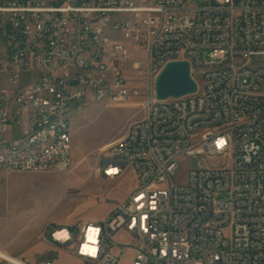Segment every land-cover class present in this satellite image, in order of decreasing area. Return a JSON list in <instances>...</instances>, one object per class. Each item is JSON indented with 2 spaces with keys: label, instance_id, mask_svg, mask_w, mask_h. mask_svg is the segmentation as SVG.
Segmentation results:
<instances>
[{
  "label": "built area",
  "instance_id": "1",
  "mask_svg": "<svg viewBox=\"0 0 264 264\" xmlns=\"http://www.w3.org/2000/svg\"><path fill=\"white\" fill-rule=\"evenodd\" d=\"M0 35V172H66L70 111L138 97L127 65L145 83L144 117L98 169L135 187L105 219L47 225L41 240L81 264H264V0H0ZM176 61L197 90L157 100ZM47 139L55 148L36 154ZM197 158L223 163L187 170Z\"/></svg>",
  "mask_w": 264,
  "mask_h": 264
},
{
  "label": "rangeland",
  "instance_id": "2",
  "mask_svg": "<svg viewBox=\"0 0 264 264\" xmlns=\"http://www.w3.org/2000/svg\"><path fill=\"white\" fill-rule=\"evenodd\" d=\"M5 43L0 35V59ZM138 59L142 55L135 54ZM206 61V52L202 53ZM253 65H264L257 60ZM128 86L136 88L139 96L123 103L86 102L71 113L70 168L63 173L0 172V235L19 245H29L37 253L35 262L26 264H81L69 252L58 248L50 239L41 240V230L47 225L69 227L86 220H103L116 202L135 187L131 173L119 180H105L99 166L106 147L122 139L131 123L144 117L141 103L145 101V83L139 72L129 70ZM150 91L154 93V85ZM207 166H219L220 158L192 160ZM185 171L172 178L181 182ZM71 229V230H72ZM0 264H8L0 259Z\"/></svg>",
  "mask_w": 264,
  "mask_h": 264
},
{
  "label": "water",
  "instance_id": "3",
  "mask_svg": "<svg viewBox=\"0 0 264 264\" xmlns=\"http://www.w3.org/2000/svg\"><path fill=\"white\" fill-rule=\"evenodd\" d=\"M196 90L197 85L186 61L167 63L154 81V95L157 100L177 99L193 94Z\"/></svg>",
  "mask_w": 264,
  "mask_h": 264
},
{
  "label": "bare ground",
  "instance_id": "4",
  "mask_svg": "<svg viewBox=\"0 0 264 264\" xmlns=\"http://www.w3.org/2000/svg\"><path fill=\"white\" fill-rule=\"evenodd\" d=\"M72 110L70 111L71 117ZM50 124H57V116H50ZM15 141V133L14 132H7L4 135V142H14ZM53 148H55V139H47V142L42 144V147H36V154H43V152H52ZM23 154V147H15L14 148V155H22ZM125 175V171H118V178H121ZM90 220L81 221L79 224H89ZM125 236V229H118L117 230V237H124ZM0 259H3L10 264H25L13 257H10L3 252L0 251Z\"/></svg>",
  "mask_w": 264,
  "mask_h": 264
},
{
  "label": "crops",
  "instance_id": "5",
  "mask_svg": "<svg viewBox=\"0 0 264 264\" xmlns=\"http://www.w3.org/2000/svg\"><path fill=\"white\" fill-rule=\"evenodd\" d=\"M130 192L124 197V199L128 197ZM118 202H120V201H118ZM1 225L2 224H0V226ZM43 229L41 230V233H42ZM41 233H40V235H41ZM40 235H39V237H40ZM0 251L3 252L4 254L10 256V257H13V258L21 261V262L27 261V262L34 263L35 258L37 256V253L34 251V248L30 247L29 245L24 246V245L16 244L15 242H12L11 240H6L5 237L1 236V235H0Z\"/></svg>",
  "mask_w": 264,
  "mask_h": 264
}]
</instances>
